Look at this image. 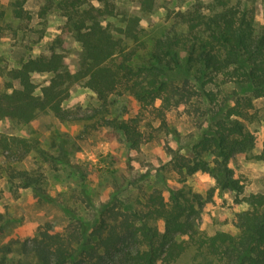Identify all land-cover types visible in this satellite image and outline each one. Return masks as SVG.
I'll use <instances>...</instances> for the list:
<instances>
[{"label": "trees", "instance_id": "obj_1", "mask_svg": "<svg viewBox=\"0 0 264 264\" xmlns=\"http://www.w3.org/2000/svg\"><path fill=\"white\" fill-rule=\"evenodd\" d=\"M26 1H13L16 18L24 19ZM117 1L44 0L39 17L56 12L64 23L44 53L7 72L20 87L0 93V120L26 124L44 112L60 121L72 120L64 102L74 85L91 91L100 109L112 96H128L161 126L167 112L184 107L205 123L192 147L197 160L185 173H208L214 188L234 193L235 203L246 205L234 215L236 233L208 236L196 229L200 195L170 189L164 200L154 191L139 210L102 206L94 223L76 234L40 226L33 237L18 242L16 262H8L10 245L0 246V264H264V194L239 200L245 183L230 168L236 154L249 153L255 144L241 121L247 120L253 101L264 98V28L257 29L252 7L240 0L230 5L215 0L206 13L195 0L175 12V24L163 37L145 41L140 17L118 10ZM152 4L139 1L142 11H150ZM2 17L0 12V22ZM176 25L182 28L176 30ZM67 37L79 48L75 72L63 63ZM35 75L44 76L42 85L34 82ZM100 119L131 150L146 141L137 117ZM0 155L11 189H30L37 201H50L41 186L43 174L20 164L32 155L54 166L56 157L36 140L2 133ZM257 158L264 160V142Z\"/></svg>", "mask_w": 264, "mask_h": 264}, {"label": "rangeland", "instance_id": "obj_2", "mask_svg": "<svg viewBox=\"0 0 264 264\" xmlns=\"http://www.w3.org/2000/svg\"><path fill=\"white\" fill-rule=\"evenodd\" d=\"M13 1L0 0V93L20 87L7 72L44 53L64 23L56 12L48 11L39 17L44 0H27L24 19H18L13 13ZM139 1L119 0L116 5L118 10L140 17L145 41L163 37L175 24V12L195 2L153 0L151 10L142 11ZM213 1L198 0L201 11L206 13ZM223 1L230 5L238 0ZM240 2L252 7L257 29L264 28V0ZM78 54L77 44L70 37L65 38L63 63L70 72L78 68ZM44 79L41 75L33 77L39 86ZM64 107L71 112L72 120L60 121L50 112L26 124L9 118L0 120V133L36 140L39 147L57 158L54 166L40 163L32 155L20 164L30 171L39 170L44 176L41 186L50 201H37L30 189L9 187L3 170L5 160L0 155V246L10 245L8 262L17 261L18 242L33 237L40 226L49 224L54 232L66 236L76 234L75 231L92 225L104 207L139 210L154 191L160 192L164 200L169 198L170 189L184 188L200 195L202 207L194 218L196 229L208 236L216 232L236 233L232 226L234 215L246 205L235 203L234 193L214 188L208 173H185L197 160L192 147L205 127L198 115L193 118L184 107H177L167 112L166 124L161 126L142 112L134 99L112 96L106 108L100 109L95 95L79 85L71 87ZM101 116L118 120L137 117L146 141L136 150L129 149L119 135L102 125ZM241 122L253 135L255 144L249 153L236 154L230 163L235 176L245 183L239 200L250 194H264V160L257 158L264 142V98L253 101L247 120ZM203 158L209 160L210 156Z\"/></svg>", "mask_w": 264, "mask_h": 264}]
</instances>
